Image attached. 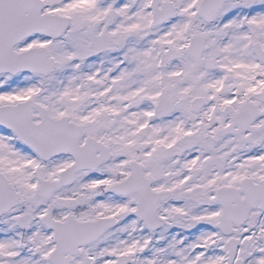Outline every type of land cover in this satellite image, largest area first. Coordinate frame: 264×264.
Segmentation results:
<instances>
[{
	"label": "snow or ice",
	"instance_id": "snow-or-ice-1",
	"mask_svg": "<svg viewBox=\"0 0 264 264\" xmlns=\"http://www.w3.org/2000/svg\"><path fill=\"white\" fill-rule=\"evenodd\" d=\"M0 264H264V0H0Z\"/></svg>",
	"mask_w": 264,
	"mask_h": 264
}]
</instances>
